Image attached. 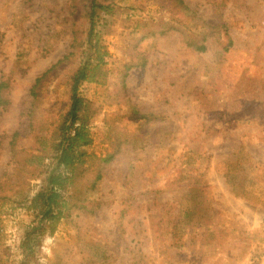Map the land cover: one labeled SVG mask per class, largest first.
Masks as SVG:
<instances>
[{
    "label": "rangeland",
    "instance_id": "1",
    "mask_svg": "<svg viewBox=\"0 0 264 264\" xmlns=\"http://www.w3.org/2000/svg\"><path fill=\"white\" fill-rule=\"evenodd\" d=\"M117 1L122 13L105 29L110 56L81 88L93 103L91 148L115 157L87 173L97 196L82 195L44 235L33 264H264V0H186L199 13L188 27L140 41L153 21L173 17L172 0ZM85 5L0 0V79L21 57L0 119V264L22 257L23 205L41 182L36 134L62 117V81L78 61L58 67L37 95L30 88L83 35ZM222 23L234 43L220 56ZM114 113L127 115L126 142L106 140ZM196 207L200 217L189 213Z\"/></svg>",
    "mask_w": 264,
    "mask_h": 264
},
{
    "label": "trees",
    "instance_id": "2",
    "mask_svg": "<svg viewBox=\"0 0 264 264\" xmlns=\"http://www.w3.org/2000/svg\"><path fill=\"white\" fill-rule=\"evenodd\" d=\"M32 1L24 0L25 3ZM85 1L84 16L87 25L83 35L74 36L68 53L38 76L30 88L31 94L33 96L37 95L38 88L58 67L70 60L76 59L78 61L73 73L62 81L68 93V101L62 117L54 121L51 132L45 128L36 134L41 153L32 155L31 162H33L32 165H36L33 176L40 177L41 182L23 205L30 222L25 226L19 244L22 257L17 264H33L37 248L44 235H53L60 229L62 223L69 219L72 209L77 206L82 195H86L85 198L97 196V192L93 191L91 193V190H95L96 186L88 185V182L84 181L87 180V173L100 172L101 166L112 161L115 157V154L111 152L100 156L91 148L94 139L89 123L92 118L93 103L81 88L84 83L93 82L106 65L110 51L106 44L105 29L116 22L118 16L122 13L123 6L117 0ZM172 2L176 7L173 17L153 21L150 30L139 36V41L151 36L166 35L174 30H182L183 27H188L199 14L186 0H172ZM147 24V22H143L140 26ZM212 27L213 29L218 28ZM220 27L224 30V39L220 41L222 49L219 54L221 56L232 48L234 40L230 36L226 23H222ZM185 41L188 46L199 52L208 49V44L204 39L197 40L187 36ZM20 58L18 57L9 74L0 79V119L12 104L11 90L14 75L20 65ZM206 73H209V69L205 71V75ZM136 113L138 114V112ZM114 115L115 118L108 119L106 140H117L119 143L126 142L128 140L127 115L119 113H114ZM139 115L140 117L144 116V114ZM150 115L157 119H164V116L160 114ZM17 135L18 132L13 134V140ZM2 140L1 137L0 145ZM80 182L87 185V194L84 188L71 194L70 189ZM196 186L203 190L202 186ZM3 198H5V195L0 192V199ZM196 211L197 207L189 210V213L193 216ZM196 215H198L196 217H200L199 214ZM182 234H175L174 237L180 239Z\"/></svg>",
    "mask_w": 264,
    "mask_h": 264
}]
</instances>
